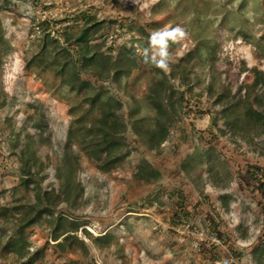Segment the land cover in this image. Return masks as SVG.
Here are the masks:
<instances>
[{"label": "rangeland", "instance_id": "1", "mask_svg": "<svg viewBox=\"0 0 264 264\" xmlns=\"http://www.w3.org/2000/svg\"><path fill=\"white\" fill-rule=\"evenodd\" d=\"M85 17L103 29L91 40L102 60L84 69L74 51H60L64 33L78 34ZM258 73L264 0H0V207L35 198L22 186L20 151L22 124L40 107L50 147L49 158L37 154L45 168L36 185L84 187L77 212L56 210L78 224L69 245L43 218L28 230L27 256L0 252V264H218L233 253L238 264H264V133L233 125L248 119L243 102ZM161 82L170 91L163 118L151 102ZM110 113L125 125L131 155L103 171L92 140L111 125ZM157 119L168 129L152 149L137 127L156 129ZM144 162L159 172L156 181L137 178ZM177 215L204 235L213 222L225 247L181 245ZM12 216L9 229L23 215Z\"/></svg>", "mask_w": 264, "mask_h": 264}, {"label": "trees", "instance_id": "2", "mask_svg": "<svg viewBox=\"0 0 264 264\" xmlns=\"http://www.w3.org/2000/svg\"><path fill=\"white\" fill-rule=\"evenodd\" d=\"M103 29V25L90 19V17L84 18V23L80 32L76 35L72 33H64V41L67 45L66 48H62L60 52H64L66 56H72L73 52L80 57L78 64L82 68H90L95 64L101 62L99 59V53L91 43L92 38L96 37L98 32ZM46 43L43 44V53L46 50ZM74 47V48H72ZM121 56V57H120ZM115 62V79L118 78V74L122 71L121 58L124 55H120ZM99 59V60H98ZM104 64V61H102ZM63 68L68 66V61L62 64ZM126 71V69H124ZM130 69L128 70V72ZM127 72V73H128ZM156 87V89H155ZM152 88L151 102L158 110V116L163 118L165 113L164 98L170 92L164 82ZM172 96V95H171ZM98 98V97H97ZM97 98L92 101H97ZM171 98V97H170ZM169 98V99H170ZM243 102V101H242ZM246 106V115L248 116L244 126H238L239 123H234V127L238 132L254 133L259 130L258 136L264 133V73H258L255 81L249 87V92L244 98L243 102ZM108 118L111 119V125L103 124L100 127V133L92 140L101 150V160L99 167L103 171H110L118 165L125 162L131 155V149L128 148L124 139L125 125L118 120L114 113H110ZM159 119V117H158ZM156 123V129L144 130L143 127H137V134L144 142L155 149L161 147L165 142L166 133L168 127L165 123H160L159 119ZM46 116L43 111V107L37 108L36 115L28 117L22 124V130H25L26 143L23 149L20 151V159L23 162L22 165V186L28 189H32L35 192V198L30 199L24 205L20 207H11L10 209L0 207V252L4 254H15L19 257H26L29 250V232L28 230L41 219L46 218L51 224L54 223L53 236L56 241L60 240V246L64 247L65 244H70L73 239L76 238L75 233L78 231V224L71 225L69 219L65 215L56 216V210L61 206H65L67 210L77 212L80 209V204L83 199L82 194L84 187L82 183L77 182L71 187H61L58 191L43 190L40 184L35 183V179H42L45 164L37 158L38 153H43L49 158L47 153L50 144L46 139V132L48 128ZM35 129L33 134L28 133V129ZM68 155L63 154L62 163H66ZM59 170V166H56ZM256 173V172H255ZM259 172L256 173L257 176ZM159 172L155 170L149 163L144 162L137 169L136 176L139 180H143L147 183H152L159 177ZM259 180V179H257ZM264 184V180L263 183ZM259 184L263 187L264 185ZM182 210V209H181ZM12 211L22 212V220L18 223L14 229H9L8 224L12 222ZM184 211V209L182 210ZM178 224L184 223V217L177 215ZM187 222V221H186ZM194 229V227H192ZM210 235L225 241V237L218 233V227L213 222L210 225ZM111 235H105L95 239V242H106L110 239ZM241 257V255H238Z\"/></svg>", "mask_w": 264, "mask_h": 264}, {"label": "built area", "instance_id": "3", "mask_svg": "<svg viewBox=\"0 0 264 264\" xmlns=\"http://www.w3.org/2000/svg\"><path fill=\"white\" fill-rule=\"evenodd\" d=\"M181 228H184L185 230L181 231ZM180 229V230H178ZM176 233L180 234L182 236L179 239V243L181 245L187 244V239H188V244H190V247L194 249L196 252H200L202 249V245L200 243L206 242V243H211L213 247L222 249L225 247V241H222L218 238H216L213 235H204L203 233H200L198 229L190 227L188 222H184L178 226L176 229ZM218 264H238V262L234 258V253L230 254L229 256L222 257L221 260H219Z\"/></svg>", "mask_w": 264, "mask_h": 264}]
</instances>
